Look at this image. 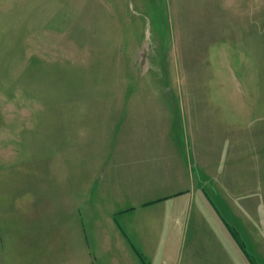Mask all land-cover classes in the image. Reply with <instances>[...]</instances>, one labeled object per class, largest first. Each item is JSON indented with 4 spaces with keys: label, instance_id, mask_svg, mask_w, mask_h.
<instances>
[{
    "label": "rangeland",
    "instance_id": "obj_1",
    "mask_svg": "<svg viewBox=\"0 0 264 264\" xmlns=\"http://www.w3.org/2000/svg\"><path fill=\"white\" fill-rule=\"evenodd\" d=\"M207 7L0 0V264H85L86 245L93 264H132L102 193L81 191L83 147L175 93L177 16L182 30Z\"/></svg>",
    "mask_w": 264,
    "mask_h": 264
},
{
    "label": "crops",
    "instance_id": "obj_2",
    "mask_svg": "<svg viewBox=\"0 0 264 264\" xmlns=\"http://www.w3.org/2000/svg\"><path fill=\"white\" fill-rule=\"evenodd\" d=\"M206 2L177 16L175 93L83 147L81 191L102 193L132 264H264V0Z\"/></svg>",
    "mask_w": 264,
    "mask_h": 264
}]
</instances>
